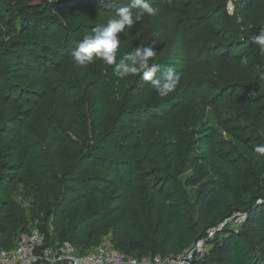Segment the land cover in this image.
<instances>
[{
  "label": "rangeland",
  "instance_id": "rangeland-1",
  "mask_svg": "<svg viewBox=\"0 0 264 264\" xmlns=\"http://www.w3.org/2000/svg\"><path fill=\"white\" fill-rule=\"evenodd\" d=\"M28 1H0L1 32H5L3 22L8 14ZM104 1L113 15L125 6L133 15L139 11L131 6V0ZM67 2L78 5L82 0H62L61 3ZM149 2L156 9V15H144L131 29L126 27L118 34L120 45L126 37L145 39L147 46L155 49L150 61L170 54L187 62V69L179 73L180 84L171 93L176 96V108L168 116L157 111V115H146L145 134L134 157H123L110 149L100 151L101 155L130 163L133 180L125 185L104 172L106 178L98 183L97 192H92L75 206L81 214L105 210L110 223L122 224L124 230H136L140 240H131L127 245L143 251L158 232L162 234L167 230V241L157 244L156 253L178 256L193 245L195 232L193 228L186 231L175 228L173 209L189 206L193 212L192 221L196 222L205 182H214L215 192L225 210L232 212L227 216L231 218L227 228L240 230L253 215L252 210L264 205V154L254 151V146L264 144V69L260 58L247 52L241 39L259 33L264 27V0ZM230 34L237 39L234 43L225 40ZM85 35H79V39ZM51 47L54 45L45 46ZM47 49L41 51L42 57L38 58L36 51L10 48L15 61L22 64V60L29 59L39 71V76L33 77L25 90L12 86L0 67L1 242L6 239L8 243H14L22 228L34 226L32 209L43 216L42 205L51 202L63 156L89 140V132L83 123L87 118L82 105V87L93 83L90 98L107 93L109 97L121 98L109 86L95 60L86 66H78L73 59H64ZM244 58L248 60L246 66L242 65ZM262 58L264 60V56ZM153 92L146 82L132 94L131 103L140 105ZM108 119L104 112L100 121L91 124L92 132L99 133ZM184 137L191 139L187 165L181 156L186 142ZM22 153L35 157L36 181L31 184L7 183V175L12 172L10 168ZM255 172H260L259 192L243 195L244 187L254 181ZM256 195L255 204L246 207L248 202L245 200ZM62 212L57 211L47 221L48 232L59 233ZM240 214L245 217L241 218ZM258 221L248 231V237L257 252L264 254V225ZM112 237V232L102 235L98 245L121 249L112 243ZM81 246L85 252L97 247L80 243L79 250ZM229 250L222 238L212 240L208 245V253L214 251L220 256L229 255ZM147 256L150 255L138 258Z\"/></svg>",
  "mask_w": 264,
  "mask_h": 264
},
{
  "label": "trees",
  "instance_id": "trees-1",
  "mask_svg": "<svg viewBox=\"0 0 264 264\" xmlns=\"http://www.w3.org/2000/svg\"><path fill=\"white\" fill-rule=\"evenodd\" d=\"M0 1L10 2L13 0ZM61 2L62 0L51 2L29 0L22 8L8 14L7 19L3 22L5 32L0 31V67L5 78L17 90H25L33 77L39 76V71L29 59L22 60V64L15 61L10 53L11 47L36 51L38 58H41V51H45L47 49L45 46L50 47L52 44L54 47L48 48L47 52L55 55L60 54L64 59H72L70 53L81 41L79 35L91 33L95 27L101 26V23L113 15L107 6L108 3L104 0H82L78 5L70 2L62 4ZM255 34L258 32L242 36L241 39L247 46V52L249 51L250 54L253 52L260 58V65L264 69V60L259 53V48L253 45L249 39ZM225 40L234 43L237 39L230 34ZM156 42L157 39L154 43ZM140 44L147 46V41L141 38L137 40H132L129 37L124 38L118 48L117 59L124 52L131 51ZM95 62L103 72L109 86L114 88L121 98L109 97L108 93L104 96L90 98L89 94L94 90L93 83H87L82 87V105L86 110L85 117L87 118L83 123L89 132V140L82 146L71 148L63 156V166L59 171L58 183L51 194V202H44L42 205L43 216H40L34 209L31 210L33 227H37L44 234V246H56L62 242H68L78 251L80 243L96 247L102 235L112 232V243L121 248L116 249L136 258L144 255L153 256L157 254V244L167 241V230L162 234L158 232L144 251L134 246L129 247L127 245L129 241H139L141 238L136 230L132 228L124 230L122 224L110 223L107 220L108 216L104 213L105 210L99 209L81 214L75 203L82 202L92 192H97L98 183L106 178L104 172L112 174L114 179L125 185L133 180V167L130 163L111 159L99 152L110 149L123 157H134L133 155L141 146L145 134L144 119L146 115H157L155 111L161 115H170L176 108V96L170 94L161 98L156 92H153L147 101L140 105L133 104L131 103L132 94L138 87L145 85L146 81L141 80L139 76H128L121 80L114 76L112 66L105 65L100 60H95ZM150 63L160 66L158 76L162 75L167 67H174L177 74L187 69L185 60L170 54H164ZM1 109L2 102L0 101ZM104 112L108 114L109 119L105 122L104 128L94 134L91 124L100 121ZM184 140L186 142L182 146L181 156L184 165H187L191 139L184 137ZM12 165L13 167L10 168L12 172L7 175L9 178L7 183L31 184L36 181L37 164L32 154H20L18 160ZM259 173L255 172L254 181L244 187L243 195L249 192H259ZM257 198L258 195L246 199L245 202H248L246 207L254 205ZM198 204L199 208L196 211V222L194 223L192 221L193 212L189 206H178L173 209L175 228L180 231L193 228L194 240L204 235L206 229L232 213L225 210L223 202L215 192V184L212 181L203 184ZM261 206L252 210L253 215L249 216L240 230L237 232L227 230L224 235H217L213 239L216 241L222 238L230 247L229 255L220 256L212 251L200 261V264H264V254L257 252L248 237V231L255 227L254 223H259L258 220H260L264 225V205ZM59 210L63 211L61 230L59 233L53 234L46 230V223ZM239 210L244 209L240 208ZM88 229L89 231L85 232ZM29 230L22 228L19 234ZM2 236L0 230V248L9 249L15 246L17 237L14 243H8L9 240L6 239L1 242ZM123 242L126 243L123 244L125 246L120 244ZM78 252L86 253L87 251L85 252L81 246ZM35 264L45 263L37 262Z\"/></svg>",
  "mask_w": 264,
  "mask_h": 264
},
{
  "label": "clouds",
  "instance_id": "clouds-1",
  "mask_svg": "<svg viewBox=\"0 0 264 264\" xmlns=\"http://www.w3.org/2000/svg\"><path fill=\"white\" fill-rule=\"evenodd\" d=\"M131 6L139 10L136 15H133L127 6L119 8L107 19L106 24L97 26L90 34H86L70 55L78 66H86L94 60H100L105 65L112 66L114 76L121 80L128 76H139L141 80L149 82L150 87L159 97H167L175 92L180 84V76L174 67H167L162 75H157L160 66L150 63V59L155 54L153 47L140 44L131 51L124 52L117 59V51L120 47L118 34L126 27L131 29L143 19L144 15H156V9L149 0H131ZM249 39L253 45L258 46L260 55L264 56V27ZM247 64L248 60L244 58L242 65ZM254 151L264 154V144L254 146Z\"/></svg>",
  "mask_w": 264,
  "mask_h": 264
},
{
  "label": "built area",
  "instance_id": "built-area-1",
  "mask_svg": "<svg viewBox=\"0 0 264 264\" xmlns=\"http://www.w3.org/2000/svg\"><path fill=\"white\" fill-rule=\"evenodd\" d=\"M244 218V214H240ZM231 218L226 217L206 229L193 245L178 256L158 254L143 258L126 255L118 249L105 244L98 245L93 251L79 253L73 245L62 242L56 246H44L45 237L37 227L21 233L15 246L9 249L0 248V264H200L208 254L209 243L217 236L224 235ZM38 257V259H34Z\"/></svg>",
  "mask_w": 264,
  "mask_h": 264
}]
</instances>
